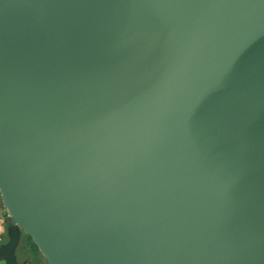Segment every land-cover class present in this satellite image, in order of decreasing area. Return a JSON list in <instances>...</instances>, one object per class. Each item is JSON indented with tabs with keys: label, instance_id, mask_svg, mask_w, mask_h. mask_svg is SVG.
Masks as SVG:
<instances>
[{
	"label": "water",
	"instance_id": "95a60500",
	"mask_svg": "<svg viewBox=\"0 0 264 264\" xmlns=\"http://www.w3.org/2000/svg\"><path fill=\"white\" fill-rule=\"evenodd\" d=\"M0 193V264H264V0H0Z\"/></svg>",
	"mask_w": 264,
	"mask_h": 264
},
{
	"label": "crops",
	"instance_id": "0c3cea01",
	"mask_svg": "<svg viewBox=\"0 0 264 264\" xmlns=\"http://www.w3.org/2000/svg\"><path fill=\"white\" fill-rule=\"evenodd\" d=\"M1 206L2 205L0 204V246L5 245L9 241L10 232L14 226V223L10 220L9 217L2 216ZM29 240L31 241L32 246L35 249V252L26 249V245L28 244ZM14 256L17 264H24L25 262L32 264L33 261L38 264V260L40 259L38 257L40 256L41 258H43L34 241L22 229L19 230V238L14 248Z\"/></svg>",
	"mask_w": 264,
	"mask_h": 264
},
{
	"label": "rangeland",
	"instance_id": "374dc122",
	"mask_svg": "<svg viewBox=\"0 0 264 264\" xmlns=\"http://www.w3.org/2000/svg\"><path fill=\"white\" fill-rule=\"evenodd\" d=\"M0 204L2 205L1 206V210L3 211V210H5V207H4V205H3V201H2V197H1V193H0ZM27 247H26V249H29V250H31L32 252H35V249L33 248V246H32V243H31V241L29 240V242H28V244L26 245ZM18 253V252H17ZM38 256V255H37ZM43 258H41L40 256L38 257V258H40L39 260H38V264H48L47 263V261H46V259H45V257L44 256H42ZM30 260H31V258H30ZM33 261V260H32ZM32 264H36L34 261H33V263Z\"/></svg>",
	"mask_w": 264,
	"mask_h": 264
}]
</instances>
